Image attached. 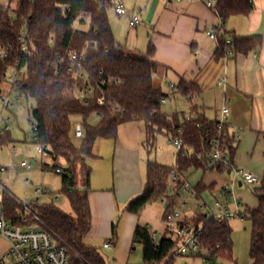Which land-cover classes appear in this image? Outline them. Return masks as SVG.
Here are the masks:
<instances>
[{"label":"trees","instance_id":"obj_1","mask_svg":"<svg viewBox=\"0 0 264 264\" xmlns=\"http://www.w3.org/2000/svg\"><path fill=\"white\" fill-rule=\"evenodd\" d=\"M214 1L215 12L224 24L231 17L248 15L254 8V0ZM114 6V0H17L13 8L0 6V82L11 69L23 72L16 91L19 96L33 101L34 144L49 149L54 171L63 170L60 173L63 176L62 193L68 197L74 215L53 203L36 204L32 209L41 219L43 228L61 239L76 263L83 260L90 264H106L97 249L85 242L93 223L90 202L92 168L87 159L94 157L96 141L116 139L122 124L143 121L148 149L155 147L159 132L167 133L172 141L177 138L183 141L174 167L148 163L144 191L129 202L127 211L130 214L140 217L150 204L167 198L169 205L163 215L166 222L175 211L179 191L187 181L186 173L196 169L226 174L235 167L237 142L228 126L222 139L230 147L231 164L225 165L211 157L216 122L201 115L183 119L179 115L169 117L161 111L162 99L169 95L154 87V77L159 69V65L152 61L155 46L150 44L147 53L141 55L122 48L116 41L110 22L109 11ZM4 10H10L13 16L8 17ZM24 29L28 35L26 51L20 42ZM228 38L233 40L236 53H249L262 44L260 36L236 37L224 32L219 36L218 54L224 55L229 47L226 43ZM6 51L9 52L7 58L2 56ZM75 56L83 58L84 67L91 77L90 83H86L76 70H70ZM103 80L106 84H102ZM89 85L94 89L93 94L87 100L79 98V92L87 90ZM176 88L177 92L190 98L191 104L202 91L199 84L184 79ZM101 99H104L103 103ZM191 112L197 113L196 106L192 105ZM93 115L99 119L97 126L89 124ZM78 116L83 119L84 137L81 145L76 147L72 141V119ZM10 142L9 131L1 136L0 145ZM60 160L67 165L64 169ZM174 169L179 180L171 187L169 179ZM207 189L200 182L196 186V195L200 196ZM169 191L174 195L169 196ZM254 194L259 207L249 211L247 216L251 221L250 255L252 264H264V185L256 188ZM3 206L13 224H22L26 211L8 189L3 193ZM182 225L189 228L201 226L200 242L214 252V259L234 261L232 229L227 220L219 222L215 217L197 215L182 220ZM168 233L175 234L166 225L165 236L158 241L149 225L136 227L134 243L142 245L145 264L173 263L180 240L168 236ZM116 240L114 225L109 241Z\"/></svg>","mask_w":264,"mask_h":264},{"label":"crops","instance_id":"obj_2","mask_svg":"<svg viewBox=\"0 0 264 264\" xmlns=\"http://www.w3.org/2000/svg\"><path fill=\"white\" fill-rule=\"evenodd\" d=\"M253 3L251 13L231 17L224 24V29L236 37L260 36L262 44L249 53H236L227 62L223 55L217 53L216 43L208 36L209 30L219 24L220 17L206 6V0H175L171 3L167 0H147L145 4H140L138 9L130 12L140 16V23L136 27L130 26V16L116 13L117 17H111L110 22L118 44L130 53L145 54L150 44L155 46L152 61L159 65L154 77L156 89L168 94L170 98L178 95L190 102V99L177 90L173 91L170 85L177 86L179 81L184 79L201 86V93L193 98L192 104L190 103L191 109L192 105L196 106L197 113L191 112L187 118L201 115L216 122L221 118L226 99L230 101L228 129L233 137L240 135L236 143L234 164L237 168L257 175L260 178L258 188L264 185V0H254ZM118 4L126 8L120 1L115 2V7ZM224 77L227 79V85L225 88L219 87L218 82ZM7 169L5 168V171ZM128 172H132V182L129 180L127 184L121 185L116 182L113 191L97 189L96 194L90 195L91 207L94 208L95 200L100 209L99 231L109 240L112 238L113 226L118 216V204H122L127 211L129 202L139 196L146 185L147 176L143 179L135 167ZM207 175V178L201 181L208 188L207 191L219 194L228 202L234 201L236 207L239 204V211L242 206L247 213L259 207L255 194L254 196L242 191L243 188H250L235 183L228 173L208 172ZM227 186L232 194L230 201L223 196V190ZM240 200L244 203H240ZM225 209L217 202L214 208L206 207L208 214L205 215L215 217ZM130 215L125 235L119 237L116 228L117 240L113 242V246H116L119 240L123 241L124 246H129L128 242H134V232L140 224V217ZM141 216L146 218L145 225L162 234V237L165 236L166 223L161 216L149 208ZM193 217H186L184 220Z\"/></svg>","mask_w":264,"mask_h":264},{"label":"rangeland","instance_id":"obj_3","mask_svg":"<svg viewBox=\"0 0 264 264\" xmlns=\"http://www.w3.org/2000/svg\"><path fill=\"white\" fill-rule=\"evenodd\" d=\"M125 4L127 10L132 12L135 8H139L140 4H145L147 0H114L115 2ZM17 0H0V6L4 8L15 7ZM110 18L116 16L115 6L109 11ZM117 41V40H116ZM10 72H13L11 69ZM165 91V88H164ZM195 103V102H194ZM34 110L32 100L21 97L20 103L13 110V113H8L5 116L11 118L10 135L12 142L0 145V165L8 168L2 174L4 185L12 192L17 200L22 204H27L33 208L34 205L54 204L64 212L74 215L68 197L62 193V174L57 173L52 169L54 165L51 156L44 157L41 154L42 147L34 144L35 136L31 117ZM161 111L173 117L179 115L189 117L191 114V104L187 99L180 96L175 98L169 97L161 105ZM73 125L82 124V117H74ZM99 119L93 115L89 119L91 126H97ZM72 141L76 147L80 146L82 139L72 136ZM146 141V125L143 121H130L119 127L118 136L116 139H98L94 145L93 155L87 159L89 166L92 168L91 178V193L96 194L97 189L114 190L116 182L119 185L127 184L133 181V167L138 173L147 176V165L151 162H157L163 165L174 167L177 161L178 149L174 146L167 133L162 132L156 135L155 147L148 149L145 146ZM27 162L29 167H22L21 164ZM63 169L67 166L64 160L59 161ZM48 165V166H45ZM208 173L203 170H190L185 177L191 185L190 193H186L181 189L177 197L175 211L180 213V221L186 217L197 215H205L207 208H214V205L219 202L221 208H226L232 213H237V207L234 201L228 202L219 194L205 191L200 196L196 195V186L207 178ZM170 186L174 184L172 177L169 179ZM40 188L49 190V194L43 196L39 200L35 198V191ZM81 190V189H80ZM250 190V191H248ZM243 192H251V189ZM174 192L169 191V196H173ZM255 196V195H254ZM240 203H244L240 200ZM118 216L115 220V226L119 231V237L125 235L126 224L129 216L122 204H118ZM169 203L167 198H160L150 204L149 209L163 218L164 212ZM206 205V206H205ZM92 208V207H91ZM160 209V210H159ZM225 209V210H226ZM224 210V211H225ZM210 212V210H209ZM241 216L228 219V224L232 229L233 241V258L234 261L225 258H215L213 264H252L250 255L251 251V221L248 219V213L242 206L240 207ZM208 214V213H207ZM92 229L85 238V242L97 249L104 257L106 264H145L143 260V247L141 244L128 242L129 246H124L122 240H119L116 246L110 249H103L105 242L109 240L100 233V209L94 200V208H92ZM145 217L140 216L138 225H145ZM119 229V230H118ZM156 240L162 239V234L156 232ZM168 236L176 237L175 234L168 233ZM130 245H132L130 247ZM10 248L7 240L0 237V256L5 254ZM177 253V251H176ZM166 264V263H163ZM172 264H208V261L199 256L177 255Z\"/></svg>","mask_w":264,"mask_h":264},{"label":"built area","instance_id":"obj_4","mask_svg":"<svg viewBox=\"0 0 264 264\" xmlns=\"http://www.w3.org/2000/svg\"><path fill=\"white\" fill-rule=\"evenodd\" d=\"M206 6L215 11L214 0H206ZM4 13L7 14L8 17L13 16V13L10 10H4ZM115 13L121 16H130L131 27H136L140 23V16L138 14H130V12L126 10L122 4H118L115 7ZM224 32V22L221 18L219 24L208 32L210 39L216 43L217 49L219 48V36ZM27 39V31L24 29L20 37L23 51H26L27 49ZM226 43L229 47L224 52L223 58L227 62L236 54V52L233 47L234 43L232 39H227ZM8 55V51L2 52L3 57L7 58ZM12 70L13 72L9 71V73L0 82V138L4 133L9 132L11 127L12 120L10 117H6L5 115L13 112L21 101V96L18 95L16 90L18 88V81L23 77V72L17 69ZM70 70H76L80 77L86 80V83H90L91 77L84 67L83 58L81 56H75L73 58ZM102 84H106V80H103ZM226 85V77L218 82L219 87L225 88ZM170 88L173 91H176L177 89L174 84H171ZM93 91V87L89 85L88 89L80 91L78 96L81 99L87 100V98L93 94ZM168 98H163L162 103ZM187 98L190 99L189 97ZM100 102L103 103L104 99H101ZM229 103L230 101L226 99V102L221 110V118L216 121V127L214 130L215 136H213L211 141L214 147L211 154L212 159L225 165L231 164L230 147L222 139L224 129L228 126L227 117L230 114ZM33 129L35 133L36 127L34 126ZM208 135H210V133ZM73 136L78 139H83L84 129L82 124L73 125ZM239 139L240 135H236L235 141L237 142ZM172 142L178 150L182 149L183 141L181 138H177ZM41 147V154L44 157H52L47 147ZM22 166L27 167L28 163L24 162L22 163ZM4 171L5 168L0 165V237L9 242L10 248L5 254L0 256V264H90L89 262L83 260L77 263L74 262L69 254V250L63 245L61 239L53 232L43 228L41 219L27 204L19 202V204L26 211V216L23 217L22 224H13V222L7 217L3 206V193L7 190L1 177ZM56 172L60 174L63 170L58 169ZM208 172H210V170L206 171V173ZM231 176L233 177L235 183H241L250 188L253 192L260 183V178L257 175L237 167H234L231 170ZM171 177L173 184L179 180V175L175 169L172 171ZM183 191L190 193L191 185L188 181H186ZM229 191L230 188L228 186L224 188L223 196H226L230 201L232 200V194ZM47 194H49L48 189L40 188L35 191V198L39 200ZM239 206L240 205L237 204V213H232L229 210H221L215 218L221 222L224 220L228 221V219L232 217H240L241 212L238 209ZM180 218V213L174 211L167 217L165 222L166 225H169L173 229L176 237L180 240L177 254L190 256L199 255L205 258L208 261V264H213L210 260H214V252L210 249H206L200 242V235L203 228L201 226L198 228H189L182 225V220L180 221ZM153 237L156 239V233L153 234ZM113 245V242L108 241L103 245V249L108 250ZM218 247L219 246H217V248Z\"/></svg>","mask_w":264,"mask_h":264},{"label":"water","instance_id":"obj_5","mask_svg":"<svg viewBox=\"0 0 264 264\" xmlns=\"http://www.w3.org/2000/svg\"><path fill=\"white\" fill-rule=\"evenodd\" d=\"M228 174L231 175V170L228 171Z\"/></svg>","mask_w":264,"mask_h":264}]
</instances>
